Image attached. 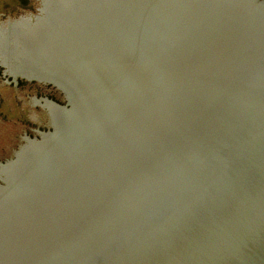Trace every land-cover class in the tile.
<instances>
[{"label":"water","instance_id":"water-1","mask_svg":"<svg viewBox=\"0 0 264 264\" xmlns=\"http://www.w3.org/2000/svg\"><path fill=\"white\" fill-rule=\"evenodd\" d=\"M53 79L52 132L1 171L0 264H264V0H127Z\"/></svg>","mask_w":264,"mask_h":264},{"label":"rangeland","instance_id":"rangeland-1","mask_svg":"<svg viewBox=\"0 0 264 264\" xmlns=\"http://www.w3.org/2000/svg\"><path fill=\"white\" fill-rule=\"evenodd\" d=\"M126 1L0 0V186L3 166L52 132L49 107L66 104L53 79L66 36L91 18L117 16Z\"/></svg>","mask_w":264,"mask_h":264},{"label":"bare ground","instance_id":"bare-ground-1","mask_svg":"<svg viewBox=\"0 0 264 264\" xmlns=\"http://www.w3.org/2000/svg\"><path fill=\"white\" fill-rule=\"evenodd\" d=\"M37 73V72H36ZM52 74V73H51ZM21 75H23V76H25L26 78L28 77V78H32L31 76H29V75H27V74H21ZM34 75H35V73H34ZM41 75V74H40ZM50 76H52V75H50ZM41 77V76H40ZM43 78V77H42Z\"/></svg>","mask_w":264,"mask_h":264}]
</instances>
